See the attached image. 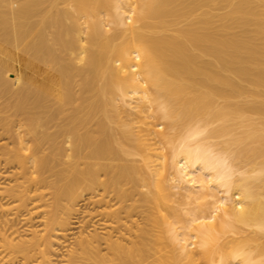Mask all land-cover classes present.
<instances>
[{
    "label": "bare ground",
    "instance_id": "1",
    "mask_svg": "<svg viewBox=\"0 0 264 264\" xmlns=\"http://www.w3.org/2000/svg\"><path fill=\"white\" fill-rule=\"evenodd\" d=\"M118 100L170 122L146 129L159 169L127 158ZM249 114L264 118V0H0V264H264V153L250 175L208 129ZM175 188L196 204L182 233L163 217Z\"/></svg>",
    "mask_w": 264,
    "mask_h": 264
},
{
    "label": "rangeland",
    "instance_id": "2",
    "mask_svg": "<svg viewBox=\"0 0 264 264\" xmlns=\"http://www.w3.org/2000/svg\"><path fill=\"white\" fill-rule=\"evenodd\" d=\"M62 7H64V6H62ZM225 11H227V9L221 8L217 12L224 13ZM80 22L84 23V19H82ZM118 101H116L115 104L113 103L114 106L111 104L108 107L109 108L108 109L109 110V116H110V120H108V121H110L109 126L112 129H114L116 132H118V131L120 132V131L125 130V131H128L127 133H131V134H129L130 136L127 138L128 140H126V141L124 140L126 143L124 142V144H123V145H125L124 148H126L125 151L128 150V153L130 152V155L133 154L132 156L129 155L128 157L126 154V157L131 161V162L130 161L129 162L132 163L133 165L135 164L134 166H136L138 168H143L144 171H145V167L146 166L148 167L150 165H152V167L153 166L155 167V168H153L154 170L159 169V163H161V160L158 161V160H156V158L155 159L151 158L152 155H151V152L149 150L152 149V146H153V150L154 149L155 150L152 151V154L159 153V152L162 153V152H161V150L156 151V149L157 148L159 149V147H160V145H158L159 142L158 141H157L158 143L156 142V145H158V147L155 145V143L153 144V142H155L156 138H153V134H151V132L148 130L150 128H153L152 124L154 125V124H158V123L162 122V123L168 125L170 122L168 123V121L160 120L158 118L147 119L146 117L143 116V115L146 116V114L142 115V113H140V114L136 113L135 115H133L135 113L134 111H136L138 109L132 110L130 107H128L133 111V112L132 111L130 112V111H128L129 109L127 108V106H126V108H124V106H122L121 102L120 101L118 102ZM133 102L131 101V103L134 105L135 101H133ZM133 105L131 107H133ZM126 109H128V110H126ZM139 110H138V112L141 111V110L140 111ZM137 115H138V117H137ZM140 115L143 116V118H146L147 120L145 119V121H143V119H140V118H142V117H140ZM205 122H206V120H204V119H196V120L192 121L190 126L198 125V124L202 125ZM125 123H126V125H125ZM145 123H147V125H145ZM122 124H124V125H122ZM222 126H226L228 128V132L226 134L218 133L217 136L211 140V142L215 145L216 151L221 155L222 154L229 155L231 153L241 151V153L244 155V158L240 161H236L235 165L238 168H241L242 170L247 171L248 174H250V175L253 174L254 169L249 165L248 160H246L247 158H249L250 156L253 155V153L252 152L250 153L249 150L251 148H257L260 151V153L263 154L264 153V143L261 141H258V140L251 142V141H248L246 139V137L249 133H255L256 135L264 133V118L259 117L258 115L249 114V115H245L243 118H238V117L233 116V117H230V118H227L224 120L214 119V120L209 121L208 129H210V130L220 129ZM188 127L185 125L184 126L182 125V126L176 127L174 130L166 129L165 127L160 128V129L156 128V129L160 130L161 132H164V133H169L171 135H175V139L178 140L179 138H181L186 133V129ZM146 129H148V130L146 131ZM149 132H150L149 136H152V137H147V134ZM154 137H156V136H154ZM147 138H149V140ZM151 138H153L154 140L152 139L153 140L152 141ZM157 140H159V138ZM147 141H149V142H147ZM149 143H151L152 145H150L151 148H149V150H148L147 146ZM144 150H145V153H144ZM148 152H149V154H148ZM164 153L167 155V157L170 156V150H165ZM147 159L149 162H146ZM132 160H133V162H132ZM255 160L258 164H260L264 161V156L259 155L258 157H256ZM147 164H149V165H147ZM143 169H141V170H143ZM147 170H149V169H146V171ZM146 174H147V172L145 173V175ZM142 177H144V172L142 174ZM154 177L153 178L155 180L154 179L153 180L155 182H157L156 181L157 179H159V181L161 179L160 178L161 176L158 174H156V176H154ZM165 186L170 187L166 183H165ZM150 188L155 192L156 188H153V187H150ZM150 188H147V187L146 188H140L139 190L143 193H147V192L149 193L148 190ZM168 190L170 192L172 191L171 188H168L167 191ZM173 193H175L174 194L175 196L172 195ZM173 193L172 194L170 193L172 195V198H170L171 202H169L166 205H163L162 210H163L164 215L163 214H161V215H163V217L166 216V218L169 219L170 224L174 223V224H171V227L173 225H175L176 228L174 226L173 227L175 229L179 230V232L178 231L177 232L182 233L183 231H181L182 230L181 226H183L185 224L186 217H187L186 215H184V212L195 208L196 204H194L191 200H188L186 198V196H184V195H186L185 192L176 190V188H175V190L173 189ZM89 197H91L90 194L85 195V198H89ZM84 199L82 198L83 201L80 200L81 202H79L80 205L83 204L82 205L83 207L81 206L82 212L87 210V209L89 210V208H91V206H88V205H87L88 207L84 206L85 205L84 202H87V201H84ZM202 205L208 206V204H206L205 202H202ZM184 208L187 210H185ZM175 209H177V210H175ZM173 210L175 213L173 212ZM135 218L137 219V221L138 220L140 221V219L142 217H135ZM140 222L142 223V221H140ZM140 222H137V223L139 224ZM161 226H162V228H161ZM161 226L159 227V228H161V231L163 230L162 232H164L167 229V233L166 232L165 233H159L161 231L158 230V233L162 234V235H159V237L163 236V235L168 237V235H171L170 233H168V230L171 228V227H169V225L163 224ZM165 226H167V227H165ZM164 228H166V229L164 230ZM91 230H92V228H91ZM74 232L77 233V230H75ZM74 235H75V233H74ZM71 236H73V233H71L68 236V238ZM165 236H163L162 238H164ZM224 239L225 238H223V240L221 239V241H224ZM165 241H166V243L170 244L169 248H171V245L174 247V248L172 247L173 248L172 252H169V251H171L169 248H168L169 250L167 249V244L165 243ZM165 241L164 240L162 242H161V240L158 241V242H161V244L164 243L163 244L164 246L163 245L161 246V248L163 249V254L175 255V253L178 252V248H176L177 246L175 247L176 244L171 242L172 241L171 238L169 240H165ZM163 247H165L166 252L164 251ZM167 251H168V253H167ZM184 263H186V262L183 261V263H181V264H184Z\"/></svg>",
    "mask_w": 264,
    "mask_h": 264
}]
</instances>
